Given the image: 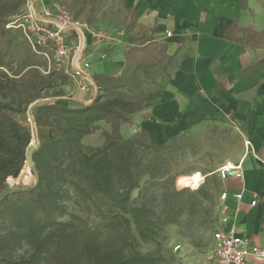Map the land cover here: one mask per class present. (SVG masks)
Instances as JSON below:
<instances>
[{"label": "trees", "instance_id": "obj_1", "mask_svg": "<svg viewBox=\"0 0 264 264\" xmlns=\"http://www.w3.org/2000/svg\"><path fill=\"white\" fill-rule=\"evenodd\" d=\"M25 1L0 0V264H164L157 242L162 227L179 224L184 214L187 227L200 223L209 196L201 185L194 194L180 189L181 179L192 174L173 182L161 152L172 147L175 136L170 143L154 145L144 131L123 137L120 126L157 100L170 75L172 57L164 44L143 33L129 36L128 43L134 45L124 54L120 74L98 76L91 102L73 104L64 89L73 80L34 52L19 29L5 27ZM73 1L79 8L72 15H83L96 28L97 13L108 0ZM122 7L134 24L133 11L123 2ZM224 37L256 46L264 41V30L231 24ZM158 68L166 71L158 90L139 94L121 90L120 85L127 84L123 81L137 72L146 77ZM34 103L38 144L32 158L38 180L13 189L3 180L18 177L26 165L32 139L26 119ZM98 129L101 145L85 144L83 139ZM134 189L138 193L132 198ZM72 199L92 206L103 225L90 226L70 212ZM213 225L212 218L210 231ZM183 235L191 238L190 233ZM140 243L154 246L143 252L137 247Z\"/></svg>", "mask_w": 264, "mask_h": 264}, {"label": "crops", "instance_id": "obj_2", "mask_svg": "<svg viewBox=\"0 0 264 264\" xmlns=\"http://www.w3.org/2000/svg\"><path fill=\"white\" fill-rule=\"evenodd\" d=\"M122 2L136 17L135 35L143 33L164 44L172 57L170 75L157 100L132 114V132H147L154 145L170 143L175 136L178 150L212 160L195 171L204 176L201 191L216 202L208 246L213 244V232L221 228L233 229L264 248V41L252 46L224 37L231 24L263 31L264 0ZM123 39L120 35L86 46L82 57L94 61L95 67L88 70L92 80L120 74L124 54L134 45ZM102 51L106 59H100ZM66 89L73 104H88L94 97L75 82ZM189 136L191 144L186 141ZM206 141L208 145L202 146ZM225 162L240 164L242 177L221 179L217 169ZM245 264H264V259L250 255Z\"/></svg>", "mask_w": 264, "mask_h": 264}, {"label": "rangeland", "instance_id": "obj_3", "mask_svg": "<svg viewBox=\"0 0 264 264\" xmlns=\"http://www.w3.org/2000/svg\"><path fill=\"white\" fill-rule=\"evenodd\" d=\"M51 4L57 3L63 9H65L70 14H74L76 10H78L79 5L76 4L73 0H46ZM85 14V11H83ZM79 19L83 20V15L79 17ZM133 17L132 15L122 7V0H108L104 3L103 7L97 13V18L94 21V26L97 29H104L109 33H112V37L116 38L120 35L124 36L125 41L129 36L135 35L137 29H135V25L132 24ZM116 30V32H114ZM112 31V32H110ZM100 62L101 60H98ZM101 61V63H103ZM92 63V65H91ZM93 59L90 60V68L93 66ZM89 68V69H90ZM146 77H143V74L139 71L136 75H133L130 79L122 80L127 84H121V90L124 92H130L139 94L140 92H145L147 90L155 88L158 90L165 80L166 71L160 68L153 69L148 74H145ZM122 82V83H123ZM71 87V84L68 86ZM57 88H54V90ZM65 92L68 91L66 87L64 88ZM127 90V91H125ZM145 90V91H142ZM68 95V94H67ZM66 99L71 100L69 97ZM65 99V100H66ZM100 128H104V124L101 123ZM134 125L131 122L124 123L120 126V134L123 137H128L132 135ZM101 129H98L93 134L87 136L83 142L87 145H101L103 138L100 134ZM37 135V130L34 132V135ZM32 133L31 142L34 144H38V135L34 138ZM37 138V139H36ZM191 144V136L186 140ZM174 142L172 147L163 150L161 153L163 157L168 160V167L170 168V172L173 177V182L175 183V179L182 176H190L195 173V171H199L201 166L208 165L212 163V160L208 156L202 157L201 154L198 156H194L192 153H184L182 149L178 150V147ZM181 145H185V138L182 140ZM208 142H204L202 146H207ZM147 156H152L151 153L147 154ZM219 162L225 161L222 159H218ZM217 161V162H218ZM218 162V163H219ZM31 173V174H30ZM200 173V172H199ZM201 174V173H200ZM32 175V176H31ZM192 175L190 177H192ZM202 175V174H201ZM188 178V177H187ZM184 179V178H183ZM146 179L144 178L141 181L143 185ZM3 182L13 189L17 186H30L34 182L33 173L28 171L27 166L25 165L18 177H6ZM180 186H182V179L180 181ZM183 187V186H182ZM174 189L175 185H174ZM180 189H184L186 193L194 194L196 189L183 187ZM179 190V189H177ZM138 189H134L131 193V197L135 198L137 196ZM206 204V205H205ZM204 209L201 212V216L203 220L199 223H193L191 226L187 227L186 219L187 215L184 214L180 218L179 224H166L162 227L159 236L157 237V242L161 244L162 254L164 256V264H208L205 260V255L211 246H208V240L210 239V229L211 221L213 218V214L215 212L216 202L213 198L204 202ZM68 210L73 214L78 215L84 221L88 223L90 226H95L96 224H102L101 218L96 213V210L92 206L86 205V203H76L73 199L68 203ZM69 218L68 215L64 216V219L67 220ZM103 225V224H102ZM102 228V227H101ZM184 233H190L191 238L185 237ZM193 241V243L191 242ZM176 244H181V248L174 250V246ZM153 244H143L140 243L138 247L139 250L145 252L147 250H151L153 248Z\"/></svg>", "mask_w": 264, "mask_h": 264}, {"label": "built area", "instance_id": "obj_4", "mask_svg": "<svg viewBox=\"0 0 264 264\" xmlns=\"http://www.w3.org/2000/svg\"><path fill=\"white\" fill-rule=\"evenodd\" d=\"M48 3L43 0H26L22 11L13 14L5 27L19 29L32 50L43 56L49 66L69 76L80 91L95 95L97 86L88 74L90 63L83 60V51L88 45L109 42L113 39L112 33L75 18L57 3ZM167 35L170 33L167 32ZM107 57L105 51L100 53V59ZM26 120L32 127L33 116L27 113ZM217 173L221 179L242 177L240 164L231 162L221 164ZM225 196L226 192L220 198ZM235 197L240 198L241 194H235ZM251 204L254 205L255 201ZM212 238L213 244L205 255L208 264H245L250 255L264 259V248L251 244L248 238L236 235L233 229L217 228ZM180 248V244L174 246V250Z\"/></svg>", "mask_w": 264, "mask_h": 264}, {"label": "water", "instance_id": "obj_5", "mask_svg": "<svg viewBox=\"0 0 264 264\" xmlns=\"http://www.w3.org/2000/svg\"><path fill=\"white\" fill-rule=\"evenodd\" d=\"M34 106H35V103L34 104H32L30 107H29V109H28V113H29V115L32 117V110H33V108H34ZM32 133H33V135H34V132H36V127H35V125L34 124H32ZM37 135L35 134L34 135V138L36 137ZM37 139V138H36ZM37 147V144H34L33 142H31L29 145H28V147H27V149H26V153H25V156H26V165H27V167L29 168V170L33 173V176H34V183H36L37 182V180H38V172H37V170H36V168H35V165H34V161H33V158H32V153H33V151H34V149Z\"/></svg>", "mask_w": 264, "mask_h": 264}, {"label": "bare ground", "instance_id": "obj_6", "mask_svg": "<svg viewBox=\"0 0 264 264\" xmlns=\"http://www.w3.org/2000/svg\"><path fill=\"white\" fill-rule=\"evenodd\" d=\"M202 176L203 175H201L199 172H196L195 174L192 175V177L182 179V186L185 188L188 187V188L196 189L198 188L199 183L203 179Z\"/></svg>", "mask_w": 264, "mask_h": 264}]
</instances>
